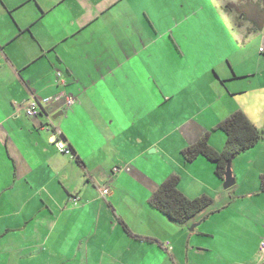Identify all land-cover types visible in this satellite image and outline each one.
<instances>
[{
  "label": "crops",
  "instance_id": "crops-1",
  "mask_svg": "<svg viewBox=\"0 0 264 264\" xmlns=\"http://www.w3.org/2000/svg\"><path fill=\"white\" fill-rule=\"evenodd\" d=\"M230 3L0 0V264H207L208 255L218 264H264L258 251L264 217L253 250L234 255L227 233L231 237L239 227L230 218L226 227L214 229L204 210L177 225L148 204L169 177L178 179L187 199L204 196L213 204L224 191L215 165L203 157L187 164L182 151L206 135L210 148L222 150L225 136L216 127L237 111L258 125L242 108L217 107L228 95L247 92L226 86L243 75L222 79L226 91L209 82L205 93L192 91L194 85L153 80L133 44L153 36L130 34V24L143 23L127 16L125 5L225 4L228 17ZM119 7L123 15L116 16ZM101 17L121 24L120 32L110 33ZM254 19L241 15L232 25L242 31L241 21L260 23ZM171 87L179 92L166 93ZM32 102L41 114L28 117L25 108ZM56 140L71 156L57 151ZM260 143L231 161L235 184L245 191L249 184L253 191L264 175L257 168L264 166ZM219 246L222 254L213 250Z\"/></svg>",
  "mask_w": 264,
  "mask_h": 264
},
{
  "label": "rangeland",
  "instance_id": "rangeland-1",
  "mask_svg": "<svg viewBox=\"0 0 264 264\" xmlns=\"http://www.w3.org/2000/svg\"><path fill=\"white\" fill-rule=\"evenodd\" d=\"M230 1L234 4H227L231 9L228 17L223 14L225 4H126L125 12L126 15L129 13L127 16L134 22L143 23L130 24L131 35L146 32L153 36V40L148 39L142 43L138 38V41L133 43L140 51V58L147 61L149 74L153 80L164 85L178 82L180 85L188 86L189 89L194 85L192 91L198 93L195 89L197 87L199 91L201 89L200 93H205V88L209 89V82L224 91L222 79L226 76L233 77L235 74L243 75L247 78L227 80L226 86L232 89L236 87L237 90L245 89L247 92L237 96L228 95V99L217 107L242 108L249 113L251 119L258 125L257 128L262 130L264 129V12L259 10L262 4H258L259 8H256L252 4H236L238 0ZM123 8L115 9L113 14L123 15ZM241 15H245V19L255 18L256 22L260 23L255 25L251 20L241 21L239 24L241 31L237 25H232V21L235 25L234 20ZM100 19L102 24H107L110 33L117 30L120 32L122 29L121 24L117 23V18V21L114 20L117 23L115 25H109V21L103 20V17ZM121 33L127 34L125 29ZM231 66L234 73L230 70ZM165 92L173 96L172 93L179 92V89L171 87L170 92L167 89ZM216 134L223 133L218 131ZM260 142L264 145V139ZM205 161L213 164L206 159ZM259 161L264 165V150ZM257 168L258 171H264V166L262 169ZM215 176L218 179L216 174ZM221 184L223 188V180ZM243 189L242 186L238 187L235 184L222 191V196H216L215 200L213 199L214 203L206 209L207 213H211L212 224L209 226L214 229L221 225L226 227L227 218L236 222L234 227L239 228L232 229L235 234L230 237L229 232L227 233V237L232 242L230 246L233 247L234 255L252 248L256 241L257 228L262 224L264 217V193L260 188V180L258 186L253 187V191H250L251 184L246 191ZM236 214L239 217H236ZM237 240L240 244H237ZM219 241L218 237L216 239L218 245H220ZM213 250L217 253L222 251L220 246ZM212 256H206L204 261L207 264H218ZM197 264L206 263H200L199 260Z\"/></svg>",
  "mask_w": 264,
  "mask_h": 264
},
{
  "label": "trees",
  "instance_id": "trees-1",
  "mask_svg": "<svg viewBox=\"0 0 264 264\" xmlns=\"http://www.w3.org/2000/svg\"><path fill=\"white\" fill-rule=\"evenodd\" d=\"M258 2L264 5V0H258ZM254 5L256 8L258 7V4ZM262 5H260V11H262ZM216 130L221 131L225 136V145L222 150L215 151L210 148L207 144L206 135L196 144L185 148L182 151V156L186 163H192L198 157H203L212 162L215 165V174L222 181L226 163L254 148L258 142L264 139V129H258L248 120L244 113L237 111L218 124ZM260 188L264 193V175L260 177ZM211 203L212 201L204 196L196 199H187L179 191L176 177L166 179L151 194L148 200V204L152 209L158 211L177 225L185 224L195 218L199 213L211 206Z\"/></svg>",
  "mask_w": 264,
  "mask_h": 264
},
{
  "label": "built area",
  "instance_id": "built-area-1",
  "mask_svg": "<svg viewBox=\"0 0 264 264\" xmlns=\"http://www.w3.org/2000/svg\"><path fill=\"white\" fill-rule=\"evenodd\" d=\"M56 79L61 86H64L65 81H64L62 74L60 72L56 73ZM48 102H49V100H44V103H48ZM65 103H66V106H71L73 104L72 97H69V96L66 97ZM25 113L28 117H35V116L39 115L40 112H39L38 103L32 102L31 104H29L25 110ZM46 129H48V127H46ZM54 134L57 135L58 133L55 131ZM54 146L58 152H60L64 155H67V156L71 155L70 149L66 146V144L63 141H61V140L54 141ZM117 171H118L117 169L113 170L114 173ZM101 193L103 196H105L106 194H108V189L104 188L101 191ZM258 251H259V261L260 262L264 261V238H262L259 242Z\"/></svg>",
  "mask_w": 264,
  "mask_h": 264
},
{
  "label": "water",
  "instance_id": "water-1",
  "mask_svg": "<svg viewBox=\"0 0 264 264\" xmlns=\"http://www.w3.org/2000/svg\"><path fill=\"white\" fill-rule=\"evenodd\" d=\"M234 185H235V180H234L233 175H232L231 160H230L226 163V167H225V172H224V176H223V189L227 190V189L233 187ZM197 225L191 226L190 231H192V229L195 228V226H197Z\"/></svg>",
  "mask_w": 264,
  "mask_h": 264
}]
</instances>
